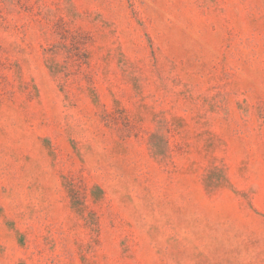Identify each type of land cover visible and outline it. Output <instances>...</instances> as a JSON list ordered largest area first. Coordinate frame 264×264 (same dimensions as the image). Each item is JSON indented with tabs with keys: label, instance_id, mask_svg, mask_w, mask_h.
<instances>
[{
	"label": "rangeland",
	"instance_id": "obj_1",
	"mask_svg": "<svg viewBox=\"0 0 264 264\" xmlns=\"http://www.w3.org/2000/svg\"><path fill=\"white\" fill-rule=\"evenodd\" d=\"M0 264H264V0H0Z\"/></svg>",
	"mask_w": 264,
	"mask_h": 264
}]
</instances>
